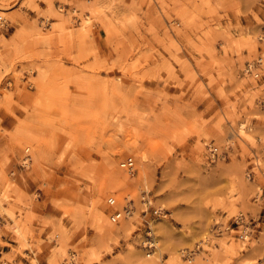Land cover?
<instances>
[{
    "label": "rangeland",
    "instance_id": "374dc122",
    "mask_svg": "<svg viewBox=\"0 0 264 264\" xmlns=\"http://www.w3.org/2000/svg\"><path fill=\"white\" fill-rule=\"evenodd\" d=\"M0 21V264H264L263 0H0Z\"/></svg>",
    "mask_w": 264,
    "mask_h": 264
},
{
    "label": "built area",
    "instance_id": "2783aa9c",
    "mask_svg": "<svg viewBox=\"0 0 264 264\" xmlns=\"http://www.w3.org/2000/svg\"><path fill=\"white\" fill-rule=\"evenodd\" d=\"M5 28H6V23H5V21H0V32L4 31ZM257 64H258V63H257ZM257 64L255 63V66H256ZM244 70H245V74H246V75H248V76H252V72H253V71H252L251 67L249 68V65H248V64H246ZM253 78H256V77L253 76ZM216 158H218V155H217V153H216V150H215L214 148L208 150L207 161H208L209 163H213L214 160H215ZM25 161H27V160H25ZM25 161H24V162H25ZM22 165H23V164H22ZM23 166H24V165H23ZM120 167H121V168L124 167V168H126L127 170H130V169H131V164H130L129 161H127L126 163L121 164ZM108 203L111 204V202H109V201H108ZM144 205H145V207H146V206H147V207L149 206V205H148V202H144ZM147 210H148V209L145 208V210L142 212L143 217L146 216V214H147L148 212H149L148 214H149L150 216H152V217H157V216L160 215V211H155V210L147 211ZM122 213H124L125 215H129V214H130V212H129V210H128L127 208H123ZM117 216H118V214H115V215H114V218H112V219H110V220H111L112 222H114V220L117 219ZM240 220H241L240 217H237V218L233 221V224H234L235 226H238V224L240 223ZM143 224H144L143 238H142V240H141L139 246H140L141 250H142L143 252L146 253L145 256H148V255H150V251H152V249H153L152 242H151V232H150V228L148 227V224L146 223V221H145ZM211 232H215V235H219V234H220V226L217 225V224H213V225L211 226ZM242 235H243L242 232H240V233L237 235L238 240H241V241L245 240V237H246V235H247V232H246L243 236H242ZM198 250H199V247H198V246H194V248L191 249V250H186V249H184V250L180 251V252H182V255H181L180 258L183 259V260H186L187 258L189 259V258H191L192 256H194V254L197 253Z\"/></svg>",
    "mask_w": 264,
    "mask_h": 264
},
{
    "label": "bare ground",
    "instance_id": "6f19581e",
    "mask_svg": "<svg viewBox=\"0 0 264 264\" xmlns=\"http://www.w3.org/2000/svg\"><path fill=\"white\" fill-rule=\"evenodd\" d=\"M263 3H264V0H263ZM257 64V63H256ZM257 65H259V64H257ZM250 64H249V68H250ZM255 77H257V76H255ZM27 151V150H26ZM24 158H26V159H22L23 161H22V164L25 166L26 165V161L25 160H29L28 159V157H24ZM25 161V162H24ZM127 161H129L130 162V160H126L125 161V163L127 162ZM124 164V163H123ZM130 164H131V162H130ZM108 201L109 202H111V204H109L108 203ZM112 204H113V200L112 199H107L106 200V205L107 206H112ZM115 214H118V216H117V219H115L114 220V222H112L110 219H112V218H114V215ZM125 214L123 213L122 214V212L120 213V211L118 212V211H116V212H114V213H112L109 217H108V219H109V221H110V223L112 224V223H117L120 219H122L123 217H125L124 216ZM243 229H245V228H243ZM243 235L246 233V230H245V232H244V230H243ZM242 235V236H243ZM214 236V235H213ZM245 239H246V237H245ZM151 242H152V246H153V249L155 248V246H156V250H155V253L157 254L158 253V255H160L162 252H163V250L165 249L164 248V246H165V243L163 244V243H160V242H158L157 243V245H155V240L152 238V235H151ZM168 245V244H167ZM152 249V250H153ZM167 249V248H166ZM150 254H151V251H150ZM181 254V253H180ZM197 254V253H196ZM157 256V255H156ZM146 258H150V255H148V256H145ZM199 260H201V258H200V256L199 255H197L195 258H193V259H190L187 263H181V264H199Z\"/></svg>",
    "mask_w": 264,
    "mask_h": 264
}]
</instances>
